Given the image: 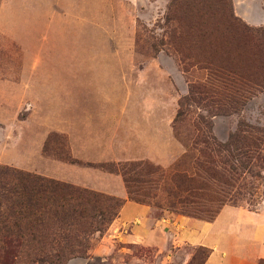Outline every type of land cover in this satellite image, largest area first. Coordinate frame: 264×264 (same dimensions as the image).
<instances>
[{
    "label": "rangeland",
    "instance_id": "obj_1",
    "mask_svg": "<svg viewBox=\"0 0 264 264\" xmlns=\"http://www.w3.org/2000/svg\"><path fill=\"white\" fill-rule=\"evenodd\" d=\"M172 2L0 0V166L56 180L58 165L98 170L117 176L129 200L131 188L135 197L144 200L143 205L153 209V219H195L168 211L165 205L156 207L153 195H161L164 178L160 175H166L185 154L175 129L190 133L200 116L209 118L206 109L192 105L183 109L182 121L175 122L181 101L198 78L184 73L179 52H216L215 57L225 62L220 51L224 39L206 34L183 6L169 24L166 19ZM231 4L241 24L251 29L264 27V0H231ZM219 18L208 21L216 23ZM241 123L264 129V90L258 86L240 112L213 117L212 131L224 143ZM71 136L77 141L74 148ZM146 137L156 138L152 158L130 150L132 146L143 149ZM140 139L141 145L137 144ZM119 146L120 159L94 163L96 148L112 151ZM74 151L83 159L74 158ZM109 164L124 169L130 188L123 172L101 168ZM261 191L258 201L245 194L243 201L224 208L263 213L264 171ZM236 216L227 212L215 232L202 234L206 239L236 235L232 253L251 259L264 245L253 242V233L250 238L248 228ZM199 221L213 224L216 220ZM188 232L183 227L167 229L159 238L166 245L161 250L118 242L110 227L102 238L97 236L87 258L68 264H203L214 249L210 244H197L195 232ZM214 245L221 248L219 243ZM102 248L110 250L96 254Z\"/></svg>",
    "mask_w": 264,
    "mask_h": 264
},
{
    "label": "trees",
    "instance_id": "obj_2",
    "mask_svg": "<svg viewBox=\"0 0 264 264\" xmlns=\"http://www.w3.org/2000/svg\"><path fill=\"white\" fill-rule=\"evenodd\" d=\"M182 6L198 19L206 34L224 39L220 51L225 62L215 57L216 52H179L184 73L198 78L181 101L175 122L182 121L183 109L192 105L206 109L209 118L200 116L190 133L175 129L185 154L166 175H160L164 178L161 195L153 199L156 207L165 205L168 211L214 222L226 205H237L245 194L250 200L262 198L264 129L241 123L221 143L213 134L212 118L240 112L255 86L264 90V27L251 29L241 24L231 0H173L166 19L169 24ZM218 16L216 23L208 21ZM116 167L101 166L111 173L123 172L130 188L126 172ZM130 189V200L142 204L144 200ZM125 202L0 166V264H68L87 258L97 236L102 238L110 229Z\"/></svg>",
    "mask_w": 264,
    "mask_h": 264
},
{
    "label": "crops",
    "instance_id": "obj_3",
    "mask_svg": "<svg viewBox=\"0 0 264 264\" xmlns=\"http://www.w3.org/2000/svg\"><path fill=\"white\" fill-rule=\"evenodd\" d=\"M100 140L97 142H100ZM70 141L71 146L74 148L77 141L74 140L72 136ZM84 141L87 142V140ZM84 141L81 140L80 143H83ZM137 144H143V139L138 140ZM153 147H156V138L152 140V137H146L143 149H141V147L136 148L132 146L130 147V150L134 153L140 154L141 152H144L152 158V152H154ZM121 148L122 146L112 147V151H109L108 147H102L101 149L96 148L95 152L97 153L95 154L94 163L100 164L110 161V159H120L119 157L123 154ZM73 157L79 160L83 159V157L75 151L73 152ZM57 167L60 168V172L56 173L55 177L60 181L76 185H84L85 187L100 192L114 194L121 199L126 200L119 217L111 226V230L114 233L112 237L118 242L128 245L152 246L162 250L166 248V245H164V242L160 243L161 241H159V238L165 236L164 234H166L167 229H180L183 227L188 234H190L188 231L195 232L193 238L197 244H210L213 247L214 250L205 264H260L261 261H264V248L260 254L254 255L251 259L237 258L232 253V249H234L236 243V235L234 234L228 236H226V234L219 236L215 235L207 239L202 234L205 231L215 232L219 222L228 212L231 214H237L236 219H238L239 216V220L248 228L247 235L250 237V233H253L254 243H261L264 245V240L262 239V234L264 232V212L253 213L226 207L213 224H206L205 222L196 219L175 218L173 222L171 218L155 220L152 218V208L128 199L127 193L119 185L120 182H118L117 176L98 170L81 169L75 166L58 165ZM116 184L117 186H115ZM221 238H224L222 239L223 242L221 241ZM175 243L176 242L173 241V244ZM216 243H219L221 246L219 250L216 248V245H214ZM108 250L110 249L102 248L99 249L96 254H107Z\"/></svg>",
    "mask_w": 264,
    "mask_h": 264
}]
</instances>
